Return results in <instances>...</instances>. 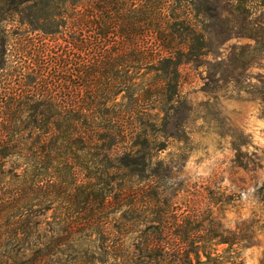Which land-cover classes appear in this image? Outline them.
<instances>
[{"label":"rangeland","instance_id":"rangeland-1","mask_svg":"<svg viewBox=\"0 0 264 264\" xmlns=\"http://www.w3.org/2000/svg\"><path fill=\"white\" fill-rule=\"evenodd\" d=\"M150 1V14L169 18L176 0ZM23 2L0 0V143L6 146L0 154L7 155L4 170L11 186L19 180L15 176L37 170L45 175L44 188L64 181L53 118L60 109L105 113L97 123L107 130L136 128L145 144L139 149L146 148L149 158L148 169L134 175L106 174L94 168L95 156L83 158L69 198L61 190L50 211L40 200L31 203L43 229L67 218L77 224L68 239L52 234L59 248L49 264H130L136 256L192 251L207 262L201 249L207 235H215L220 224L233 231L243 222L255 224L258 245L212 246V261L264 264V105L258 95L248 94L251 85L261 88L264 60L246 70L245 79L233 65L236 49L255 46L238 34L247 33L250 24H264V0H187L189 18L207 49L205 57L181 67L180 92L189 109L180 139L160 133L165 117L160 95L144 94L146 85L158 86L156 74L139 64L124 69L118 38H108L97 50L75 46L74 19L82 5L58 10ZM107 4L90 0L94 25L87 37L106 29V22H117ZM240 6L247 11L239 12ZM63 66L64 81L59 79ZM137 99L141 107H135ZM41 113L44 120L36 123ZM49 242L32 239L27 247Z\"/></svg>","mask_w":264,"mask_h":264},{"label":"trees","instance_id":"trees-1","mask_svg":"<svg viewBox=\"0 0 264 264\" xmlns=\"http://www.w3.org/2000/svg\"><path fill=\"white\" fill-rule=\"evenodd\" d=\"M23 3L34 7L40 5L44 9L58 10L66 9L69 3L75 9L82 5V10L74 19L77 35L72 41L75 46L82 50L92 46L91 49L97 50L108 38H110L109 40L113 36L118 38L122 45L120 61L125 65L124 69H128L132 64H139L141 69L156 74L158 86L146 85L144 94L149 96L159 93L160 95V103H162V110L165 114L164 125L160 133L166 138L180 139L183 137L181 126L185 123L189 106L180 92L181 67L186 63L205 57L206 53L204 54V52L207 49L205 36L198 32L189 18L191 13L187 9V0H176L169 18L150 14V0H107V7L113 10L112 14H117V22L108 21V24L106 22V29L97 30L89 37L86 36L88 26L94 25L90 0H24ZM189 5H193V3L189 2ZM262 6L264 7V3ZM192 11L196 17H200L197 9ZM238 11L244 12L247 9L240 6ZM119 21L121 26L117 27ZM147 24H150L151 27L146 28ZM260 24L254 23L253 26L250 24L247 33L238 34V38L251 40L255 43V46L248 45L238 48L236 50L239 51V54H233V65L236 70L241 72L238 75L240 79H245V71L253 69L258 60H264V24ZM107 66L113 68L112 64H107ZM62 74H66L64 66L60 70V78L58 77L61 80H63ZM89 80L96 84L97 79L93 74L89 75ZM258 81L261 88H258V85H251L252 93L247 91L245 93L251 96L258 95V99L264 105V75L259 76ZM254 88H258L256 92H254ZM135 105V107H141L138 99L135 101ZM106 115L100 113L97 116L92 109L87 107L74 111L71 108L68 111L60 109L54 115L53 118L57 119L58 140L62 142L59 155L63 151L60 157L62 168L60 178L64 181H61L58 188L55 185L44 188L42 183H44L45 175L38 170L25 172L23 176H15L19 180L11 186L9 173L4 170L7 155L0 154V264H12V262L49 264L51 262L53 253L59 248V240L54 239L52 234H61L64 237L66 235L65 239H68L77 224L67 218L56 223L55 226L48 224V228L43 229L42 224L37 220L35 212L37 208L36 206L31 207V203L40 200L43 203V209L50 211L52 205L56 203V199H61V190L64 191L66 198H69L68 194L73 193L77 178V166L84 165L89 156L99 159H95L96 166L94 168L101 169L103 170L101 172L106 174L121 170L129 171L134 175L137 171L145 172L148 169L149 158L145 151L146 148L139 149L140 146L145 145L139 141L142 134L136 128L131 132L128 131V127L123 131L118 128H108V130L105 127L102 128L97 120ZM136 115L138 114L136 113ZM44 117L45 113L39 114L36 123L43 122ZM121 146L123 148H120ZM5 148V144L0 143V151ZM94 150L97 151L96 155L92 154ZM81 153L88 155L82 156ZM74 155L75 160H73ZM83 158L86 160L83 161ZM82 162L83 164H81ZM85 169L91 171L87 165ZM10 187L14 189L11 190ZM49 204L50 206H48ZM256 229L252 222H243L233 231L224 230V226L220 224L215 235H207V238L203 240L201 249L205 253L207 262H202L196 251L136 256V258L129 259V262H131L130 264H219L218 262L213 263L216 259L212 261L210 253L212 246H229L231 249L237 248V250L256 247L258 245ZM32 239L37 240L38 243L46 239H49L50 242L44 245L40 244L41 247L34 244L27 247L29 245L27 242ZM28 251L34 253L33 256L27 258L24 253Z\"/></svg>","mask_w":264,"mask_h":264}]
</instances>
